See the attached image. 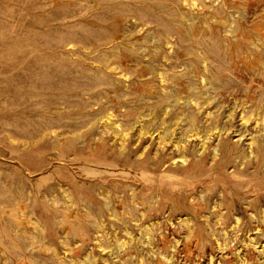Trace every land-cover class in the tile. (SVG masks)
<instances>
[{
	"label": "rangeland",
	"instance_id": "374dc122",
	"mask_svg": "<svg viewBox=\"0 0 264 264\" xmlns=\"http://www.w3.org/2000/svg\"><path fill=\"white\" fill-rule=\"evenodd\" d=\"M0 264H264V0H0Z\"/></svg>",
	"mask_w": 264,
	"mask_h": 264
}]
</instances>
